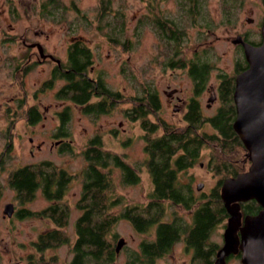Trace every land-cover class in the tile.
<instances>
[{
  "label": "rangeland",
  "instance_id": "374dc122",
  "mask_svg": "<svg viewBox=\"0 0 264 264\" xmlns=\"http://www.w3.org/2000/svg\"><path fill=\"white\" fill-rule=\"evenodd\" d=\"M48 1L0 0V264H12L18 260H21L19 264H26V258L31 254L39 260L38 264L46 259L48 264H65L70 260L71 244L76 237L75 220L81 214L76 204L81 195V173L86 163L82 152L95 134L100 136L104 150L120 155L139 176L137 183L125 184L120 170L112 167L113 197L122 198L114 213L125 206H146L153 185L144 165V132L140 120H131L125 112L131 103L136 104L137 97H142L145 86L156 90L161 100L159 115H149L150 121H160V116L173 125L184 124L181 119L185 105L175 112L173 101L168 102L164 91L178 87L183 89V96L188 93L185 88L190 85V79L184 70L168 66L172 51L162 45L164 40L156 28L159 17L177 18L179 0H54L64 12V18L56 21L42 13L41 4ZM238 3L239 7L227 20L226 15H221L220 0H205V19L210 18L205 22H209L211 30L206 31L199 24L189 22L184 26L186 35L180 58L189 60L195 51L200 53L203 49L212 53L213 69L208 84L211 88L210 92L203 94L201 101L205 115H213L221 105L218 99L206 106L207 96L217 90V74H233L236 61L242 58L241 51L231 43V39L238 34H247L251 41L259 39V24L264 20V0H240ZM247 18H252L253 22H246ZM107 22L118 26L117 33L109 29ZM75 38H81L93 51L94 64L88 76L94 78L99 75L109 88L121 94L107 113L96 117L84 114L71 101L56 98L57 90L63 85L61 79H56L52 88L42 87L44 81L51 77L53 63L42 60L36 48L27 46L38 42L45 52L64 61L67 46ZM92 99L94 102L99 100ZM67 106L71 113L70 137L64 138V144L68 146L61 148L62 145L57 147V142H54L59 138L53 140L52 133L58 123L56 112ZM30 107L41 113V118L34 125L27 120ZM206 128L210 130L209 126ZM70 146L72 149L68 150ZM243 156L244 152L239 148L236 159L239 161ZM211 158L209 149L203 148L193 167L180 175L184 183L192 185L196 197L208 194L220 177L213 172L212 165H207ZM46 160L72 175L60 203L68 209L67 223L60 232L67 234L69 243L37 252L31 246L33 240L42 231L53 229V222L44 216L18 219L14 215L10 218L2 215L8 202L34 211L48 205L40 190L36 191L32 201L19 205L8 182L14 169ZM244 167L247 168L248 164ZM200 184L201 189H197ZM201 201L205 199L201 198ZM163 203L166 208L163 221H170L174 214L190 221L189 211L181 205L169 201ZM224 224L221 222L215 226L211 234L212 243L221 242ZM153 229L149 234H141L129 221L119 219L112 232L117 234L116 241L124 238L123 246L136 248L142 239L153 238ZM178 243L171 254L181 260ZM124 256L125 248H121L116 263L122 264ZM171 263L169 258L157 261V264Z\"/></svg>",
  "mask_w": 264,
  "mask_h": 264
},
{
  "label": "trees",
  "instance_id": "16d2710c",
  "mask_svg": "<svg viewBox=\"0 0 264 264\" xmlns=\"http://www.w3.org/2000/svg\"><path fill=\"white\" fill-rule=\"evenodd\" d=\"M239 1L220 0L221 15H226L229 20L239 7ZM204 4L205 0H179L180 10L178 16L176 15L177 18L162 19L159 17L156 19V28L164 40L162 45L171 50L172 55L177 54L183 47L186 23L199 24L206 31L211 30L209 22H205L210 18L205 19ZM57 5L54 0L43 3L42 13L52 21L63 19L64 12ZM106 25L110 26V30H116L117 33V25L109 22ZM194 56L193 60L196 59V64L191 69V75L195 81H202L208 71L213 69L212 53L209 54L207 49H203ZM90 57V48L76 40L69 46V58L66 63L68 71L63 69L52 71L50 80L45 84L49 86L56 79H64L65 84L58 89L56 96L68 98L76 106L81 107L84 114L96 117L107 113L121 94L109 88L101 77L94 82L84 75L91 64ZM241 65H243L242 62L236 61V66ZM220 77L224 83L225 81L233 83L234 75L231 77L220 75ZM232 88L233 86L229 85L222 90L221 105L211 118L216 133L207 136V139L213 143L212 158L209 164L212 165L213 172L220 177L217 184L203 197H196L192 185L184 183L180 178V175L197 160L202 142L196 137V140H191L185 148V143L182 141L187 137L177 133L172 125L148 119V114L159 108L157 94L153 91H150L148 99H144L143 96L137 97L136 104L125 109L126 115L131 120H140V126L144 131V152L146 153L144 165L153 185L148 193L149 201L146 206H125L119 212L114 213V209L120 205L122 198L113 197L115 184L111 178L112 167L120 170L122 181L125 184L137 183L139 176L130 164L121 159L120 155L103 149V142L98 134L88 140V145L82 152L86 163L81 173V199L77 203V207L82 209V214L75 222L76 237L71 244L72 256L65 264H117L118 253L115 251L117 234L112 232V229L119 219L129 221L133 228L141 234L151 233L150 231L154 228L152 239H142L136 248L122 247L125 248L122 264H157V259L170 251L183 233L186 235L185 240L195 249L203 250L205 253L214 252L215 243H207L208 247L203 244L206 242L205 235L213 232L215 226L227 216L220 197L221 183L225 178L243 171L244 166L248 164L245 150H243V161L237 160L238 149L242 145L232 130L235 117V107L231 97ZM101 95L106 97L103 96V100L99 102L90 101L93 96ZM143 101H147L146 104H143ZM193 111L198 114L197 109ZM28 115L31 123L40 116L34 108L28 109ZM58 115L60 124L56 136L68 138L70 137L68 125L71 120L69 106ZM188 118L194 121L192 116ZM198 119L199 117L196 116V120ZM160 127L162 132L157 134ZM64 145L68 146V144ZM180 148H183L184 154H178ZM71 149L70 146L68 150ZM71 177L72 175L65 169L57 168L49 162H42L36 166L16 169L11 173L9 183L21 195L29 194L36 185L41 186L45 197L52 199L65 194ZM201 198L205 201H201ZM164 201L181 205L186 210L193 209L192 225L188 226V223L177 214L173 215V220L164 222L162 220L166 209ZM52 211H55V208H52ZM55 213H51L52 219L59 222V225L60 221L64 220L65 226L69 217L67 207L64 206L62 215H54ZM192 226L194 228H191ZM192 234L193 237H191ZM63 243H69L67 234L53 230L48 233V239L42 247L38 248V251L43 252ZM46 262H48L47 259L44 263Z\"/></svg>",
  "mask_w": 264,
  "mask_h": 264
},
{
  "label": "flooded vegetation",
  "instance_id": "af4514ba",
  "mask_svg": "<svg viewBox=\"0 0 264 264\" xmlns=\"http://www.w3.org/2000/svg\"><path fill=\"white\" fill-rule=\"evenodd\" d=\"M42 4H41V6H42ZM249 19H251L252 21L251 22H248L246 20V22L252 23L253 22V19L252 18H249ZM259 26H260L259 27V39L257 41H251V40H249L247 34H243V35L238 34V35L242 36V38H243L244 41H246V42H248V43H250L252 45L257 46V45H259L261 43V28L264 26V20L259 24ZM80 39L81 38H75V39H73V40H71L69 42V44L67 46V51H66V56H65V60L64 61H61L59 58H57L56 56H54L51 53L45 52L43 46L39 43L42 46V48H43V54L40 55L37 46H32V44H36L38 42H33V43H30V44H27V46L30 47V48H36L37 51H38V54H39V56L41 57L42 60H49V61H51L53 63V67L51 68V73L54 70H61V69H63L64 71H68V68H67L68 66H67L66 63H67L68 58H69V46L71 44H73L76 40H78L80 43H83L85 46H88L89 47V45L87 43L81 41ZM233 39H231V43L232 44H234L233 43ZM234 45L237 46L238 49L241 51L242 58H240L241 60H239V61L242 62L243 65H241L240 67L235 66L234 67L233 74H231V75L224 74V73L217 74V76H216V78L218 80L217 90L214 93L212 92V95L211 96L210 95L207 96V98H206V101H207L206 106L207 107L210 106L209 103H212V102H214L215 100H218V99H219V105H220V103L222 102V95H223L222 90H225V87L226 86H229V85H232L233 86V88H232L233 90L231 92V95H232L231 97H232V101H233V91H234V86H235V77L239 73H241L244 70H246L247 67H248L247 62H246V60L244 58V53H243L242 46L240 44H234ZM90 50H91V57H90L91 64L87 67L86 72L84 73V75H86L90 80L96 82L97 79L100 78L99 75H97V77H94V78L88 76V72L89 71H92L93 64H94L93 51H92L91 48H90ZM179 52L177 54H175V55H172V57H170L167 60V64H168V66L171 69H181V70H184L185 71V73L187 74L188 78L190 79V85H188L185 88L186 90H188V93L185 94V95H183V96H181V94L183 92V89L178 88V87H171L170 90H165L164 91V94L167 96L168 102H172L173 101V105H174L173 109H174L175 112H178L180 110L181 106L183 107V105H185L184 106L185 107V110L182 113L183 115H182V119H181L182 122H184V124H183V126H178V125L176 126V125H173V124H171L169 122H165V120L163 118H160V116H158V118H159V120L161 122H165L167 124L172 125L173 128L175 129V131L177 133H180L183 136H186L187 137L186 140H183L182 141V143H185V148H187V143H190L191 140H194L195 141L196 140V137H198L202 143L200 145L199 156H198L197 160L199 159V157L201 155V151H202L203 148H208L209 149V159H210V157H211V151L213 149L212 148L213 147V143L210 140L207 139V136H210V135H213L214 133H216V130L213 128L212 123H211V118L216 113H214L213 115H205L203 113V111H202L201 101H202V98H203V94L205 92H207V91L210 92V88L211 87H209L208 84H209V80H210V76H211L212 69H210L208 71L207 75H205V77H204V79L202 81H195L193 79L192 75H191V69L196 64V62H195L196 59L193 60V58L195 57L194 54L196 53V51L193 54V57L190 58L189 60L188 59H184V58H180L179 57ZM57 60H59V62H57ZM220 75H227L228 77H231V76L234 75L233 83H231L230 81H225V83H224V81L220 77ZM50 78H48L46 81H44V83L42 84V87H44V88L45 87H47V88H52L53 87V84H51L49 86L45 84L48 80H50ZM61 80L63 81V85H64L65 84V80L64 79H61ZM54 82H56V80ZM63 85H61V86H63ZM150 91H153V92H155L157 94V98H158V101H159V108L157 110L151 111L148 114V117L151 114L159 115L158 114V111L160 110V107H161V100L159 98V95H158L157 91L154 90L153 88L151 89V88H149V86H145L144 93L142 95L143 98L144 99L145 98L148 99V96H149ZM103 96L106 97L105 95H101V96H93L92 98L95 97V98L99 99V100L95 101V102H99V101L103 100ZM56 98H58V97L56 96ZM92 98H91L90 101L91 102H94ZM58 99H60V98H58ZM61 99H64L66 101H71L68 98H61ZM146 102L147 101H143V104H146ZM178 102H181V104H177ZM131 106H132V103H131ZM130 107H128V108H130ZM234 107H235V105H234ZM33 108L34 107H30L28 109H33ZM218 108H217V110H218ZM34 109L36 110V108H34ZM195 109L198 110V114H196L193 111ZM217 110L215 112H217ZM192 111L194 113H192ZM37 112L39 113L38 110H37ZM59 112H61V111H57L56 112V116H57L58 123H57L56 129L53 130L52 138H53V140L55 138H59L56 141L54 140V142H57V147L59 145H62L61 146V148H62L64 146V144H63L64 143V137L62 138V137H57L56 136L57 128H58V126L60 124V118H59V115H58ZM39 115H40L39 116V119H40L41 118V113H39ZM189 116H192L194 118V121H192L190 118H188ZM196 116L199 117L198 120H196ZM39 119H37L33 123H31L29 121V115H28V110H27V120H28L29 124L34 125L35 123H37L39 121ZM234 119H235V117H234ZM160 121H157V122L160 123ZM206 126H209L210 127V130H208L206 128ZM160 130H161V127L159 128V131ZM160 132H162V131H160ZM238 140H239V138H238ZM187 141H189V142H187ZM239 142L241 143L240 140H239ZM241 145H242V143H241ZM232 148H234V146ZM240 149L241 150H245V148H244L243 145H242V147ZM245 153H246V150H245ZM178 154H184L183 148H180L178 150ZM145 159H146V153H145ZM241 160L243 161V157L241 158ZM42 162H49V163L53 164L52 161L46 160V161H41L39 163L26 164L24 166H28V165L36 166V165H39ZM245 162H247V161H245ZM194 163L190 167H193ZM208 164H209V162L207 163V165ZM249 165H250V162L248 161V167H249ZM24 166H21V167H24ZM21 167H18V168H21ZM190 167H188V168H190ZM248 167L247 168L244 167L245 169L243 171H246L248 169ZM18 168H16V169H18ZM59 168L64 170V168H62V167H59ZM16 169H14L13 171H15ZM243 171H241V172H243ZM11 173H10V175H11ZM10 175H9V177H10ZM230 177H232V176H230ZM9 185H10V183H9ZM11 188L15 192V198L19 202L18 203L19 205L20 204H23V203H26V202H29V201H32L34 195H36V191H38V190H40L42 192L45 200L48 202V205L45 208H43L41 210H37V211L28 209L27 207H23V206L17 207V206H15V204L13 202H8V203H11L13 205V213H12V215L16 216V218H18V219H22V218H25V217H28V216L29 217H42V216H44V217H47L48 219H50L53 222V224L55 225V227L53 229H50V230L48 229L47 231H42L40 234L37 235L36 239L33 240V243H32L31 246H34V248L36 249V251L39 252L38 251V248L42 247V245L44 244V242L48 239V233L51 232V231H53V230H59V231H61L60 229L64 226V220H61L60 221V225H59V222H56V221H54L52 219L51 213H53V212L55 213L56 212L54 215H56V214L57 215H59V214L62 215L63 214V212H64V205H62L60 203L62 201L63 195H65V194L63 193L59 198L48 199L47 197H45V195L43 193V189L41 188V186H37L36 185L34 187V189L29 194L23 193L22 195H21V193L17 189L13 188L12 186H11ZM66 190H67V188H66ZM81 190H82V187H81ZM65 193H66V191H65ZM81 194H82V191H81ZM80 199H81V195H80V198L78 199V201ZM239 206H240L239 215H238V217L236 218V221H235L236 222V232H235V236L238 239V245H237V247H239V245L241 244V238H242L241 231L244 230L243 228L246 226L245 224H246L247 219L249 217L258 216L260 214V212H262L264 210V208L256 200H254V199L247 200V201H244V202H239ZM52 208H55V211H52ZM76 208L78 210H80L81 211V214H82V209H79L77 207V204H76ZM188 211H189L190 221L188 222V220L185 219L184 217L182 219L186 223H188L187 224L188 226H191L192 225L191 223L193 222V220H192V214H193L194 210L193 209H190ZM226 213H227V211H226ZM12 215L11 216H7L6 214H4V209H3V215H2V217L10 218V217H12ZM229 217H230V215L227 213L226 218H224L223 221H222L223 223H225L223 225V232H224V229L227 226L228 218ZM76 220H75V222H76ZM171 220H173V217H172ZM164 222H169V221H164ZM191 228H194V226H192ZM205 230H206V228H205ZM223 232L221 233V242H219V243H216L215 242L216 248H215L214 252L208 251L207 253H205L203 250H200V249L197 250V249H195V247L192 244H189L185 240L186 239V235H185V233H183V234H181L179 236V240L172 246V249L170 251L166 252L159 259H162V260L166 261L169 258V259L172 260V263L171 264H174L176 261H179L178 264H214V262L216 260V257H217L216 253H217L218 249L223 245ZM143 234H147V233H143ZM211 234H212V232H208V234L205 235L206 236V240H205L206 242H204L203 246H207V243L208 244L212 243L211 242ZM193 236L194 235L192 234L191 237H193ZM207 240H208V242H207ZM191 242H193V241H191ZM177 243L179 244L178 247H180L181 254H182L181 260L176 259V255H172L171 254L174 251L173 248L175 247V245ZM241 254L242 253H241V251L239 249L236 252H234V253H230L228 256L225 257L223 264H242L241 263ZM26 259H27V263L26 264H38L39 263V260H36L32 254L29 255ZM40 259H43V258L41 257ZM159 259H157V261ZM20 261L18 260L17 262H14L12 264H19ZM157 261H156V263H157ZM41 264H45V263L42 261ZM46 264H48V263L46 262Z\"/></svg>",
  "mask_w": 264,
  "mask_h": 264
},
{
  "label": "water",
  "instance_id": "95a60500",
  "mask_svg": "<svg viewBox=\"0 0 264 264\" xmlns=\"http://www.w3.org/2000/svg\"><path fill=\"white\" fill-rule=\"evenodd\" d=\"M246 20L252 21L249 18ZM233 43L242 46L248 67L235 77V119L232 129L244 146L250 165L246 171L227 177L221 183L220 197L230 217L223 232V245L216 253L214 264H223L225 257L238 249L242 253V264H264V210L258 216L247 219L241 231L239 247L235 236L239 202L254 199L264 208V26L261 28L259 45L244 41L240 35L233 39ZM32 46H37L40 55L43 54L39 43ZM201 187V184L197 185V189ZM12 213L13 205L6 204L4 214L11 216ZM124 244V238L116 241V253Z\"/></svg>",
  "mask_w": 264,
  "mask_h": 264
}]
</instances>
